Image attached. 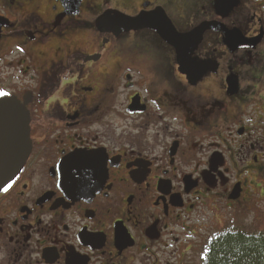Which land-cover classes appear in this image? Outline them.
<instances>
[{
  "label": "flooded vegetation",
  "instance_id": "af4514ba",
  "mask_svg": "<svg viewBox=\"0 0 264 264\" xmlns=\"http://www.w3.org/2000/svg\"><path fill=\"white\" fill-rule=\"evenodd\" d=\"M67 1L0 0V98L30 144L0 264H192L202 230L264 204V0H235L227 36L212 0ZM112 11L207 28L178 59L151 29H98Z\"/></svg>",
  "mask_w": 264,
  "mask_h": 264
},
{
  "label": "water",
  "instance_id": "95a60500",
  "mask_svg": "<svg viewBox=\"0 0 264 264\" xmlns=\"http://www.w3.org/2000/svg\"><path fill=\"white\" fill-rule=\"evenodd\" d=\"M67 3L74 5L72 0ZM96 27L115 35L131 30L151 29L173 47L178 59L192 50L191 41L196 43V39L200 38L207 28L201 26L189 34H179L162 11L140 14L136 17L112 11L99 18ZM29 152L27 113L16 100L0 98V190L20 171Z\"/></svg>",
  "mask_w": 264,
  "mask_h": 264
},
{
  "label": "trees",
  "instance_id": "16d2710c",
  "mask_svg": "<svg viewBox=\"0 0 264 264\" xmlns=\"http://www.w3.org/2000/svg\"><path fill=\"white\" fill-rule=\"evenodd\" d=\"M204 264H264V232L230 228L210 242Z\"/></svg>",
  "mask_w": 264,
  "mask_h": 264
},
{
  "label": "rangeland",
  "instance_id": "374dc122",
  "mask_svg": "<svg viewBox=\"0 0 264 264\" xmlns=\"http://www.w3.org/2000/svg\"><path fill=\"white\" fill-rule=\"evenodd\" d=\"M178 27H181V25L178 24ZM258 207L259 209L257 210L252 207L237 209L231 218L219 219L217 223L214 220H209L210 223H215V225L207 227L206 231L202 230L199 233L202 238L196 243V247H193L192 252L188 254L189 262L191 261L192 264H204V257L208 251L212 235L217 236L230 228H239L250 232H264V204ZM180 239L187 241L189 238L180 237Z\"/></svg>",
  "mask_w": 264,
  "mask_h": 264
},
{
  "label": "snow or ice",
  "instance_id": "6c2138e0",
  "mask_svg": "<svg viewBox=\"0 0 264 264\" xmlns=\"http://www.w3.org/2000/svg\"><path fill=\"white\" fill-rule=\"evenodd\" d=\"M212 2L217 6V11L219 15L225 18L224 20L219 21V24L221 25L222 30L225 33V36H227L229 34L228 27L229 24L231 23V21L228 20V17L230 15V11L232 9L233 4L235 3V0H212ZM206 55L207 56L213 55V50L211 49L207 50ZM6 95H8V93L0 92V96H6ZM11 187L12 185L8 184L7 187L3 188V191L7 192Z\"/></svg>",
  "mask_w": 264,
  "mask_h": 264
}]
</instances>
